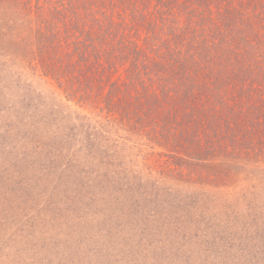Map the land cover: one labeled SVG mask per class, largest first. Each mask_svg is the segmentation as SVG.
Here are the masks:
<instances>
[{"label":"rangeland","instance_id":"1","mask_svg":"<svg viewBox=\"0 0 264 264\" xmlns=\"http://www.w3.org/2000/svg\"><path fill=\"white\" fill-rule=\"evenodd\" d=\"M23 1L0 0V264H264V158L216 159L205 173L223 176L197 179L98 104L66 100L33 23L72 0ZM67 161L77 187L48 184Z\"/></svg>","mask_w":264,"mask_h":264},{"label":"trees","instance_id":"2","mask_svg":"<svg viewBox=\"0 0 264 264\" xmlns=\"http://www.w3.org/2000/svg\"><path fill=\"white\" fill-rule=\"evenodd\" d=\"M69 3L70 14L39 10L33 23L40 67L66 100L98 104L103 119L152 140L197 179L223 176L205 173L216 159L264 158V0ZM72 163L58 162L47 183L77 187L81 174L64 167Z\"/></svg>","mask_w":264,"mask_h":264}]
</instances>
